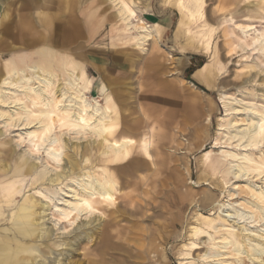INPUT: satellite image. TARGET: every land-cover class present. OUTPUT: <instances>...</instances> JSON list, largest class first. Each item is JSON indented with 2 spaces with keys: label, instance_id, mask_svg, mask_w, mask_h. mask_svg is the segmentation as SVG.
<instances>
[{
  "label": "rangeland",
  "instance_id": "1",
  "mask_svg": "<svg viewBox=\"0 0 264 264\" xmlns=\"http://www.w3.org/2000/svg\"><path fill=\"white\" fill-rule=\"evenodd\" d=\"M44 1L0 0V26L3 22L0 33L4 38L0 46V72L14 56L28 53L31 60L39 61V50L45 48L48 54L49 49H54L58 56L68 55L85 63L89 76L103 77L104 89L106 87L117 95V103L123 106L122 116L125 121L143 116L146 118L150 113L155 119H169L172 123L170 129L174 134L173 143L159 145L160 155L164 158L161 162L163 166L159 168V173L153 175L156 183L150 188V192L143 191V183L151 171L134 172L132 176H128L129 185L121 188V194L137 196V202L133 201L132 206L138 202L143 203L144 199L154 196V191H158L153 197L158 204L157 208L147 206L140 214L130 216L123 211L122 198H118L113 207L99 205L105 215L97 214L94 219L91 218L93 222L84 229L89 231L97 225L102 234L109 210L112 209L116 211L114 215L118 222L113 225L114 230L109 231L114 237L104 241L100 233L94 232L91 240L80 239L68 257L73 261L77 260L79 264H179L180 254L185 252L195 258L206 249L208 236L206 232H202L197 239H192L189 227L198 217L201 221L218 219L215 203L223 200L226 190L237 181L230 173H225L224 169L222 172L213 171L202 161V152L210 150L213 144L217 117L223 114L217 100L218 94H229L231 105L236 104L235 99L245 98L248 92H255L253 94L258 102H262L260 99L264 95V72L259 70L264 69V65L257 59L259 54L235 38L238 33L235 24L238 22L255 27L246 38L249 44L256 31L264 30V0H200L193 15L182 19L179 29L177 24L180 15L176 0H139L138 14L147 24L159 30L157 37L145 46L147 52L137 49L133 41L123 43L134 37L135 29H121L114 7L99 0H78L70 9L71 18L65 19L64 32L59 28L62 23H56L57 32L53 35L64 34V37L60 36V40L58 37V45H54L51 40L30 42L31 44L22 42L19 29L27 30L23 37L35 36L39 30L44 31L39 21V16L43 13L39 8ZM58 2L59 0H49L53 10V4L58 5L57 12L60 11ZM4 15L7 18L3 20ZM70 27H74L75 32L68 33ZM90 27L96 29L93 35L89 33ZM193 35L202 37V46L197 45L201 48H194ZM261 60H264L263 57ZM91 62L101 67V71L94 68ZM204 64V70L198 72V82L192 75ZM189 67L194 70L187 78ZM108 77L114 80L109 83ZM182 77L197 84L201 90L189 86ZM61 80L60 75L59 81ZM167 80L174 81V87L179 88L184 95L179 96L174 105L165 97L163 100L156 96L164 92L162 88ZM96 82H93V86ZM202 84L210 86L206 88ZM85 95L90 102H93V98L100 100L99 104L103 102L97 88L86 91ZM146 127L142 129L147 131ZM157 129L170 131L162 125H158ZM14 133L16 134L15 128L3 130L0 127V254L6 251L8 257L5 258L20 255L22 250L21 235L10 221L12 213L22 205L36 212L37 202L45 201L38 191L46 193L47 187L50 191L54 189L47 180L36 182L25 170L17 168L22 159L36 164L40 160L37 162L30 153L24 152L25 143L16 145ZM63 136L65 140H69V144L84 143L89 139L76 140L70 139L69 135ZM155 136L162 141L161 135L156 133ZM218 138L222 141L224 136ZM174 147V156H177L179 168L186 177L180 184L175 183L174 174L169 167L171 164L167 163L169 160L164 156V152L172 153ZM233 150L238 151L235 148ZM217 152L213 149V156L222 159ZM148 163L150 165V161ZM1 164H5L7 168L3 170ZM252 180L260 184L258 179ZM223 182H226L227 188L222 186ZM20 186V192H16ZM9 189L11 190L7 194ZM209 193L211 198L208 197ZM185 194L187 196L183 198ZM241 196V192H237L231 202L239 201ZM143 211H146V215ZM46 223L50 224L49 221ZM202 226V229L212 233L206 225ZM192 240L196 245L187 248ZM109 244L114 245L113 249L108 247ZM55 250L53 252L57 254L58 251Z\"/></svg>",
  "mask_w": 264,
  "mask_h": 264
},
{
  "label": "bare ground",
  "instance_id": "2",
  "mask_svg": "<svg viewBox=\"0 0 264 264\" xmlns=\"http://www.w3.org/2000/svg\"><path fill=\"white\" fill-rule=\"evenodd\" d=\"M109 1L118 16L121 29L134 28L136 31L134 37L123 43L133 41L137 49L147 52L145 46L158 33L138 14L139 0ZM199 1L176 0L180 15L178 29L182 19L193 15ZM39 21L44 31L39 30L35 36L23 37L27 30L21 28L18 32L21 41L29 44L51 40L54 45L57 44L58 37L60 40V36L64 35H53L57 24L51 22L49 15ZM61 23L62 27H58L64 32L62 28L65 22ZM235 29L238 30L236 40L250 47L251 51H256L259 54L257 59L264 65V60H261V57L264 59V30L256 31L249 44L246 38L255 27L238 22ZM193 38L194 48H201L197 45L202 46V37L193 35ZM3 40L1 36L0 46ZM44 49L38 51L41 56L39 61L31 60L28 53L17 55L0 72V127L3 130L15 128L16 145L25 143L24 152L30 153L33 159H37L35 161L40 160L36 164L22 159L17 168L25 170L36 182L47 180L54 187L52 191L47 187L46 193L38 191L45 201L38 203L35 200L38 205L36 212L22 205L12 213L10 221L21 235L22 250L20 255L13 258H5L8 256L3 251L0 264H79L68 256L80 239L91 240L94 232L100 233L97 225L89 231L84 229L93 222L91 218L97 214L105 215L99 205L113 207L117 199L122 198L123 211L130 216L140 214L147 206L157 208L153 197L158 191H154V196L144 199L143 203L132 206L133 201L137 202V196L121 194V188L129 185L128 176L134 172L151 171L143 183V191L149 193L156 183L153 175L159 173V168L163 166L161 162L164 158L160 155L159 147L165 142L173 143L174 134L170 131H153L158 125L151 126L145 121L144 126H147L148 131L144 132L140 128L143 118L124 123L123 111L103 85L97 88L102 95V104L94 98L93 102L87 100L85 93L92 89L93 77L87 74L86 64L68 55L58 56L54 49H49L47 54ZM205 67L206 64L192 75L196 81L198 72ZM259 70L264 72V69ZM182 79L192 88L201 90L192 81ZM202 85L206 88L210 86ZM164 87L165 95L175 104L174 101L183 93L174 87L172 80L167 81ZM253 93L248 92L245 98L235 97L234 105L229 102V94H218L217 100L223 114L217 117L213 144L210 150L202 152V161L213 171L222 172L224 169L237 181L226 190L224 199L215 203L218 219L201 221L198 217L189 227L192 239L206 232L208 237L204 252L195 258L189 252L181 253L179 264H264V95L260 99L262 102H258ZM160 123L165 128L172 124L164 120ZM156 133L161 135L162 141L156 139ZM63 135L76 140L89 139L84 143L69 144ZM221 135L224 136L222 141L218 138ZM213 149L218 151L222 159L213 156ZM174 152L175 147L172 153L164 152V156L169 160L167 163L171 164L169 167L175 183L180 184L186 177L179 168ZM1 167L3 170L7 168L5 164H1ZM253 178L258 179L260 184ZM222 186L228 187L226 182ZM20 190L21 186L16 192ZM239 191L242 194L239 201L231 202ZM208 197L211 198V193ZM143 213L146 215V211ZM108 214L103 232L100 233L104 241L114 237L109 231L114 230L113 225L118 223L115 210L110 209ZM260 221L263 222L255 226ZM203 224L212 233L202 229ZM216 233L218 236H215ZM52 240L55 241L50 243ZM195 245L192 240L187 248ZM113 246L108 245L112 249ZM53 249L58 253L54 254Z\"/></svg>",
  "mask_w": 264,
  "mask_h": 264
},
{
  "label": "crops",
  "instance_id": "3",
  "mask_svg": "<svg viewBox=\"0 0 264 264\" xmlns=\"http://www.w3.org/2000/svg\"><path fill=\"white\" fill-rule=\"evenodd\" d=\"M78 0H59V2H58V4H60V11L59 12H57V9L58 8H56V7H58V5L55 3V5L53 4V7H55L54 8V10L51 8V6H50V4H49V0H45L44 1V3H42V6L39 8V10H41L43 13L39 16L40 18H39V20L43 17V16H50V19H51V22L52 23H54V24H56V23H58V22H65V19H68V18H71V15H70V9H71V7H73L74 5H75V3L77 2ZM100 2H104V3H108L109 4V6L110 5H112V4H110V1L109 0H99ZM129 1V0H128ZM66 6V7H65ZM111 7V6H110ZM63 8V9H62ZM197 7H195L194 8V10L196 9ZM138 9H139V7H138ZM94 10H95V8L93 9V12H94ZM67 17V18H66ZM89 17H91V14H89ZM7 18V15H4V17H2V19L4 20V19H6ZM53 18V19H52ZM143 19V18H142ZM144 20V19H143ZM2 24H3V22H1ZM2 24H1V26H2ZM0 26V27H1ZM153 26V25H152ZM65 25L63 26V30L65 29ZM156 28V27H155ZM75 28L74 27H70L67 31H68V33H70L71 34V32H75V30H74ZM156 31H157V33L159 32V30H157V29H155ZM96 32V29L94 28V27H90V29H89V33H91V35H93L94 33ZM2 36V34H0V37ZM2 38H3V36H2ZM91 65L94 67V68H96L99 72L101 71V67H99V66H97V65H95L94 63H92L91 62ZM91 77H93V82L94 81H97L96 82V85L95 86H93L92 85V89L94 90L95 88H98L99 87V85H103L104 83V79H103V77L101 76V75H99L98 77H94V76H91ZM99 78V79H98ZM186 79V78H185ZM112 80H114L112 77H108V82L110 81V82H112ZM189 80V79H188ZM167 81H170V80H167ZM166 81V82H167ZM108 84V83H107ZM195 84V83H194ZM197 85V84H196ZM164 85H163V91H164ZM106 90L112 95V97L114 98V100H115V102L117 103V101H116V97H117V95H115L111 90H108L107 88H106ZM157 97H159V99H161V98H163V100H164V97L166 98V100L169 102V101H171L166 95H165V92H162V94H160V96L159 95H156ZM182 96H184V95H182ZM169 99V100H168ZM172 102V101H171ZM117 105L118 106H120V108H121V110L123 109V106H121L119 103H117ZM171 105H174V104H171ZM122 115H123V113H122ZM142 118H143V123L141 124V129H142V127H144L143 125H144V122L146 121L147 122V124H149V125H153V124H155V125H162V123H160V122H162L163 120L164 121H168L169 122V124H171V122L169 121V119H165V118H163V119H161V118H157L156 117V119H155V117H152L151 115H150V113H148L147 115H146V118L143 116V117H141L140 119L142 120ZM146 119V120H145ZM136 120H138V119H136ZM123 121H124V123H126V122H131V121H134V119L133 120H129V121H125L124 119H123ZM151 122H154L153 124H151ZM171 128V125L169 126V129ZM143 130V129H142ZM146 130H147V127H146ZM144 131V130H143ZM148 131V130H147ZM153 131L154 132H160V129H157V126L153 129ZM144 132H146V131H144ZM170 132H171V129H170ZM172 133V132H171Z\"/></svg>",
  "mask_w": 264,
  "mask_h": 264
},
{
  "label": "trees",
  "instance_id": "4",
  "mask_svg": "<svg viewBox=\"0 0 264 264\" xmlns=\"http://www.w3.org/2000/svg\"><path fill=\"white\" fill-rule=\"evenodd\" d=\"M193 70H194L193 67H189V68H188V72L186 73V74H187V78H189V77H188V76H189V73L192 72Z\"/></svg>",
  "mask_w": 264,
  "mask_h": 264
}]
</instances>
